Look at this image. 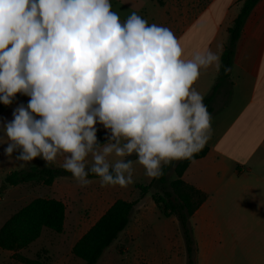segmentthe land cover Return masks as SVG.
<instances>
[{"label":"clouds","instance_id":"1","mask_svg":"<svg viewBox=\"0 0 264 264\" xmlns=\"http://www.w3.org/2000/svg\"><path fill=\"white\" fill-rule=\"evenodd\" d=\"M213 65L222 67L217 53L185 59L171 29L136 12L121 20L111 0H0V103L29 97L0 121V144L21 167L63 157L81 187L89 174L101 187H126L134 163L159 178L212 136L195 83Z\"/></svg>","mask_w":264,"mask_h":264},{"label":"crops","instance_id":"2","mask_svg":"<svg viewBox=\"0 0 264 264\" xmlns=\"http://www.w3.org/2000/svg\"><path fill=\"white\" fill-rule=\"evenodd\" d=\"M111 3L121 20L136 12L149 24L171 29L184 49L185 59L209 49L221 57L228 30L242 6L241 0H163L162 5L157 0H111ZM231 68L230 97L222 90L212 103L213 133L206 144L209 152L193 161L183 175L186 184L206 196L191 218L202 260L206 242H260L264 259V0L257 3L242 29ZM218 74L214 65L201 70L195 87L204 98L211 92ZM28 100L29 97L19 94V99L0 114V121L12 120L13 109L21 103L27 105ZM97 127L105 132L101 125ZM5 147L6 144H0V185L13 171L63 168V157L47 165L38 157L21 167L23 162L9 161ZM17 154L14 152L13 156ZM133 169V183L126 187H101L98 178H88L91 183L81 187L67 176L57 177L51 186L29 182L9 187L0 194V214L13 215L37 198H48L64 202L67 212L78 208L74 212L80 214V210L90 208L93 214H99L97 221L116 200H137L136 184H149L153 180L138 163H134ZM162 218L165 217L151 195H147L136 206L130 225L120 237L136 248L141 242H184L177 219ZM246 229L262 235V239H246L243 234ZM237 246L229 249L227 258L237 255Z\"/></svg>","mask_w":264,"mask_h":264},{"label":"trees","instance_id":"3","mask_svg":"<svg viewBox=\"0 0 264 264\" xmlns=\"http://www.w3.org/2000/svg\"><path fill=\"white\" fill-rule=\"evenodd\" d=\"M259 1L241 0L240 12L228 30L229 37L221 55L222 67L219 69L218 77L211 92L203 101L208 106V111L211 114L213 112L212 103L218 93L225 90L227 97L231 95L230 74L225 75L223 68L225 66L232 67L236 45L242 29ZM157 2L163 4V0H157ZM18 99L19 94H17L13 103ZM8 107L0 103V114ZM97 136L99 141L103 143L105 132L99 129ZM208 152L209 147L205 145L193 158L174 161L172 164L165 166L163 169L164 175L153 178L149 184H136L135 188L139 191V198L134 201L116 200L105 214L74 244L71 249L72 255L84 261L85 264H98L107 249L119 239L120 235L130 225L133 213L140 200L147 195H151L163 217H175L177 219L185 243L187 264H195L198 247L194 238L191 218L201 203L205 201L206 196L195 187L186 184L183 175L193 161L204 158ZM172 170L175 179L169 182L168 175ZM61 176L72 177V174L63 168L49 167H31L13 171L3 179L0 185V194L4 193L9 187L29 182L51 186L55 179ZM88 178L98 177L89 174ZM66 216L67 207L62 201L48 198L33 200L13 214L0 228V251L12 252V259L19 264H46L42 258L30 259L21 255L19 251L36 242L44 230L62 234Z\"/></svg>","mask_w":264,"mask_h":264},{"label":"rangeland","instance_id":"4","mask_svg":"<svg viewBox=\"0 0 264 264\" xmlns=\"http://www.w3.org/2000/svg\"><path fill=\"white\" fill-rule=\"evenodd\" d=\"M172 178H175L173 170L168 175V181L170 182ZM1 210L0 207V213ZM77 210L78 208H72L67 212L62 234L44 230L36 242L19 253L30 259L42 258L46 264H85L72 255L71 249L96 221L99 214H93L90 208L80 210L82 212L80 214L74 212ZM11 216L9 213L0 214V228ZM243 234L248 240L262 239V235L247 229ZM206 244L205 260L201 259L198 248L195 264H264L262 249L259 248L260 242H206ZM235 244L238 245L237 255L233 259L227 258L229 249ZM138 245L136 248L131 242H123L122 237H119L107 249L98 264H187L184 242H141V245ZM12 255V252L0 251V264H19L12 259Z\"/></svg>","mask_w":264,"mask_h":264}]
</instances>
